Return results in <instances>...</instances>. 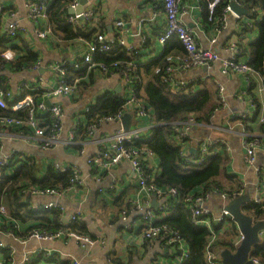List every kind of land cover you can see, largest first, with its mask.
I'll list each match as a JSON object with an SVG mask.
<instances>
[{"label": "crops", "instance_id": "1", "mask_svg": "<svg viewBox=\"0 0 264 264\" xmlns=\"http://www.w3.org/2000/svg\"><path fill=\"white\" fill-rule=\"evenodd\" d=\"M30 1L32 0H0V40L4 26L11 22L17 23L25 31L24 34L13 39L12 42L2 44L4 46H9L11 43L26 45L31 51L38 54L43 68L41 73L38 71L39 68L35 70L32 67L15 71L4 70L3 74L7 77L9 86L8 91H12L16 96L21 95L27 85L32 84L37 78L42 79V85H51L54 81L53 75L47 66L53 62L67 64L68 61L70 62L79 56L87 44V41L83 39L75 41L55 39L52 33L47 38L39 39L36 36L39 24L29 17L28 4ZM47 1L45 0L46 3ZM72 1L68 0V7L63 15L64 21L68 16L75 14L71 13L69 9H75L82 5L83 10L95 9L93 22L97 24V27L93 29H96V31L102 29L103 26L106 35H116L121 28L115 25V21L122 20L124 27L129 28L125 34L128 44L139 49L143 43L141 42V36L143 35L145 40L151 41V45L140 51L141 57L138 63L155 59L164 50V44H160L156 40V36L163 25L164 12L161 7L148 2V0H84L82 4L78 0L75 8L70 6ZM181 3L180 17L194 35L198 47L203 50L211 49L218 54L219 60L210 62L208 66L191 68L184 73L174 70L170 76L175 81L183 79L189 83L197 80L203 81L210 90H217L220 103L216 115L213 118L210 117L213 128L209 130L204 127H194L190 134L191 142L187 140L183 143L184 150L189 148V153L196 154V143L208 135L216 141L223 140L225 145L220 143L214 145V149L226 161L223 173L220 176L221 183L223 186H228L227 188L238 184L237 189L240 190L236 198L243 196L251 199L250 202H252L257 194L255 169L264 167V137L260 136L263 125L259 122V118L264 116L263 83H261L259 75L254 72L249 74L237 72L223 75L220 69V60L228 58L232 51L240 48L238 47L239 44L244 45L255 40L257 31L252 29L244 34L241 30V23L251 26V19L245 15L236 18L234 14H228L216 33L214 31L216 23L211 25L202 21V16H204L202 5L205 0H182ZM42 24V26L48 27L47 21L44 20ZM213 38L216 39L215 43L210 42ZM179 56H184V54ZM244 61L246 62L247 59L245 58ZM94 74L96 82L94 86H88L86 90L89 97L82 96V93L78 92V95L53 97L47 101L49 104L50 102L52 104L58 103L62 106L63 135L67 134L72 127L77 126L80 122L82 124L87 122V118L83 115V108L88 104V100L108 91L121 95L122 86L117 75L112 74L107 78H103L97 72H94ZM249 82H253L254 86L256 85V91L254 90V92L259 103L258 108L255 107L254 102L255 105L252 107L251 98L247 95ZM185 87L176 92H182ZM168 90L173 93L169 87ZM248 114L250 116L246 117ZM242 115L246 118L245 122H242ZM132 124L133 115H131L130 127H132ZM118 127L119 125L116 122H97L94 127L90 126L89 135L79 143L80 148H74L75 145L57 146L44 151L10 136L22 131L20 129L14 130L17 127H6L0 131V134L3 135L0 137V153L5 154L13 150H19L21 153L30 156L36 155L40 164L55 161L77 169L82 179L81 185L72 186L61 195L26 194L25 199L30 202L32 207L43 203L56 202L62 208V216L66 219L75 212L79 213L78 219L84 223L88 232L99 241L90 253L68 239L53 241L29 240L24 244L4 234L10 229H5V225L2 224L0 227V243L3 246H0V264L4 263L5 258L8 257L10 259L9 264L20 262L23 253L26 251L32 253V255L39 251H49L56 255L59 260L78 261L80 264H180L176 260L174 247L158 241H146L140 235V229L145 228L143 224L145 216L151 214L155 218H153V221H156L170 214L165 209L163 210L164 200L155 196V194L138 189L137 175L128 162H122L106 170L102 167H95L87 161L88 157L98 154L102 149L103 143L101 140L105 136L113 134ZM245 133L259 135L261 140L260 146L256 150L254 165H248L243 160L245 152L243 134ZM16 162L14 166L22 163L18 160ZM154 163L158 166L157 157H155ZM230 175L231 178L228 180ZM110 191H114V193L111 194ZM115 195H123L122 198L127 209V223L131 224L130 228L125 227L120 213L113 205ZM102 201L107 205L105 208H103ZM205 206L210 211L209 216L214 217L220 213L223 202L216 195H210L206 199ZM251 217L254 221L262 220L255 219L252 215ZM6 224L12 225L16 230L23 228L22 222L14 219ZM210 232V241L218 256H220V251L225 248L221 246L223 241L230 242L232 244L230 248L234 250L238 246H235V242L241 238L235 223L228 218H225L224 222L220 224L212 225ZM261 240L263 243L264 233L261 235ZM113 259L114 263L112 262ZM36 264L54 263L39 262Z\"/></svg>", "mask_w": 264, "mask_h": 264}, {"label": "trees", "instance_id": "2", "mask_svg": "<svg viewBox=\"0 0 264 264\" xmlns=\"http://www.w3.org/2000/svg\"><path fill=\"white\" fill-rule=\"evenodd\" d=\"M227 1L222 0L212 14L207 10V2L205 1L202 5V10L204 11L202 21L212 25L216 23V20L218 22L222 20L224 15L223 9ZM235 1L248 9L249 14L247 17L249 19L254 18V16L256 17L255 13L252 12L253 7L257 8L261 14V18L258 21H254L251 26L241 23V30L244 34L255 29L257 31V38L244 45L239 44L238 47L241 49L238 48L236 50V58L237 61L238 58L240 61H243L245 58L247 59L246 64L248 67L263 78L264 89V0ZM148 2L161 7V0H148ZM67 5L68 0H48L46 3L45 21H47L50 33L54 35L55 39L69 41L83 39L90 42L96 33L100 31L105 32L103 26L99 31L91 29L86 33L82 28L66 23L63 20V15L66 12ZM12 41L13 38L8 39L1 36L0 89L4 92L9 90L7 77L3 74L5 69L15 71L33 67L39 59L38 54L31 51L26 45L11 43L9 46H4L2 44ZM150 42L149 40H145L142 45L140 43L141 47L139 49H134L128 53L125 49H120L115 55H113L114 52L106 54L95 53L93 60L96 64L101 63L109 69L118 71L122 66H126L129 61L139 62L141 57L140 51L151 45ZM6 49H10L14 53V57L10 60L2 56V53ZM180 54H185V50L176 39H170L166 41L164 50L155 59L138 63L133 82L134 94L144 102L149 114L150 123L154 125L149 128L147 133L126 145H132L138 149H147L153 152L158 159L159 167V173L154 177L153 184L159 188L172 187L178 192L177 198L166 199L163 210L165 209L170 214L161 220L153 221L150 226L162 230L168 229L169 232L177 233L180 236L187 247L186 257L181 264H206L204 249L210 241L211 232L207 228L192 224L190 220L191 212L187 207L186 197L190 193L198 192L196 191L198 189L203 193L217 189L225 191L228 199L233 200L237 197L240 189H237L238 184L229 188L222 185L220 176L223 173L226 161L220 153L205 157L204 161L200 164H193L189 161V158H195L197 154L189 153V148L188 150L181 149V146L176 141L174 125L177 122L193 117L197 123H210L212 112L220 107L217 90H210L201 80L189 83L182 92H169L166 85L168 83L162 80L166 67L171 64L166 58L170 55L175 56ZM113 63L118 64L112 65ZM98 67L97 65L90 70L86 68L74 70L68 65L66 67V74L68 75L69 83H73L75 79H78V92H81L82 96L87 97V87L94 86L96 82L94 72L99 73ZM156 69H159V71L156 72ZM247 88V95L256 104H254L255 107L258 108L259 103L254 92V90L256 91V85L254 86L253 82H249ZM27 91L25 89V92ZM29 92L32 93L34 100L38 101L41 99L43 90ZM125 102L126 100L123 96L109 91L88 100V111L83 112L84 117L87 118V122L85 124L80 122V124L73 128L77 145L74 148H80L79 143L89 135L91 125L97 123L103 117L123 112ZM27 114V109L12 111L9 108H0V116H11L26 121ZM245 120L246 118H242V122H245ZM147 121L148 118H142L141 120L142 123ZM18 129L24 133L33 132L26 125L17 127L14 130ZM185 140L188 139H184V142ZM53 165V163L40 164L37 156L33 155L18 166L10 163L6 167H0V207L6 205L7 209L6 217L3 218L6 223L14 219L22 222L23 226V228L16 230L12 225L4 224V228L10 229L13 235L23 237H26L33 230L55 233L59 230L66 232L69 229L95 239L88 232L84 223L78 219L79 217L71 221L69 225L62 226V209H38L32 207L30 202H27L25 199V195H22V191L31 184L39 187L53 188L57 191H64L70 188V179L74 175L72 168L68 166L64 171L60 172ZM230 178L231 175L228 177V180ZM110 193L112 194L114 191H110ZM122 197L123 195H115L113 199V205L117 212L120 213V217L124 212H127L126 204ZM101 203L103 208L107 206L105 202L102 201ZM243 210L251 214L255 219L264 220V200L260 203L252 201L245 205ZM143 230V228L140 229V232ZM221 246L232 247V244L223 241ZM176 254H180V252L175 249ZM250 257L259 260L261 263L264 262V242L252 248ZM9 262V257L5 258L4 263L9 264ZM39 262L72 264L70 260H59L53 253L47 255L43 251L29 261L28 264ZM112 262L114 263V259Z\"/></svg>", "mask_w": 264, "mask_h": 264}, {"label": "built area", "instance_id": "3", "mask_svg": "<svg viewBox=\"0 0 264 264\" xmlns=\"http://www.w3.org/2000/svg\"><path fill=\"white\" fill-rule=\"evenodd\" d=\"M207 2V10L210 14L213 13L216 6L220 4L222 0H205ZM182 0H161V8L164 12L163 15V25L161 30L156 36V40L160 44H165L166 41L170 39H176L183 49L185 50L184 56H168L166 59L171 62L169 66L166 67L165 74L162 76L164 82H167L169 89L172 92H176L185 87L189 82L186 80L175 81L171 78V73L174 70L179 72H185L191 68H197L200 66H208L210 62L219 60L217 53L211 49L203 50L198 47L196 39L192 32L186 27L184 22L180 17V8ZM237 3L235 0H228L223 12V19L216 20L214 26V31L216 32L219 29L220 25L225 20L228 14H234L236 18H240L237 14L233 13L230 4ZM78 4V0H73L70 3L72 8ZM29 6V17L36 21L39 24V30L36 31V36L39 39L47 38L50 34L49 27L42 26V22L45 20V11H46V2L45 0H32L28 4ZM242 7V6H241ZM1 11V7H0ZM252 12L255 13L256 17L251 18V23L258 21L261 18V14L257 8L253 7ZM249 14V11H248ZM95 15V9L89 8L84 9L81 13H75L67 17L66 23L73 26L83 28L85 32L90 31L93 28L97 27V24L93 22V17ZM247 16V15H245ZM115 25L120 29V32L116 35L108 36L105 32L100 31L94 35L92 41L87 42L86 48L83 52L75 57L72 61L66 63L53 62L47 66L49 71L53 75V82L51 85L44 86L42 85V79L37 78L32 84L27 85L26 89L28 90L21 95H14L12 91H1L0 89V108L10 109L12 111H19L22 109H27V120L23 121L18 118L11 116H0V131L6 127H21L23 125L28 126L33 132L32 133H22L17 132V134H11L14 139L21 140L25 143L37 147L41 151L51 149L53 147L62 146H73L76 145L74 130L72 127L67 134H62V117L63 110L62 106L58 103L48 105L46 102L53 97L60 96H73L78 95L77 82L78 79H75L73 83H69L68 75L66 74V67L70 65L74 70H79L86 68L88 70L98 67V72L103 78L109 76L117 75L121 81L122 92L121 96L126 100L124 111L112 116H106L101 118L98 122H116L119 127L111 135L105 136L101 142L103 143L102 149L98 154L90 156L87 158L89 164L94 165L95 167H102L106 170L119 165L122 162H128L132 169L137 175V187L141 191L147 193L155 194V196L160 197L166 203L168 198H177L178 192L175 188H159L153 184V179L159 173V167L154 163L155 155L153 152L147 149H138L132 145H126L135 139L140 138L142 135L149 131V128L154 124H150L149 114L144 102L140 98L136 97L134 92V80L135 74L137 72L138 62L129 61L126 66H122L118 71L107 68L104 64H96L93 60L95 53H111L116 54L120 49H125L128 52L136 49L134 46L128 44L125 38L126 32L129 28H125L122 20L115 21ZM25 31L21 26L15 22H11L8 25H5L2 30V36L8 39H15L18 36L24 34ZM217 33V32H216ZM138 34V33H137ZM141 42H145V36H141ZM215 43L216 39L213 38L210 41ZM239 52V51H238ZM2 56L10 60L14 57V53L10 49H6ZM237 51H232V54L225 59L220 60L221 73L223 75H229L237 72L244 74H249L253 72L246 62L240 61L238 58L237 61ZM117 65L118 63H113L112 65ZM33 69H40L41 61L38 59L37 63L32 67ZM159 69H156L158 72ZM261 83L263 78L259 75ZM43 90L41 99L35 101L32 93L29 91ZM251 101L252 107L254 106L253 101ZM10 105V106H8ZM84 112L88 111V104L83 108ZM218 109H215L211 118H213ZM125 113L133 115V124L127 130L122 126V119ZM250 116V114L246 115ZM245 118L244 115L241 116ZM142 118H148V121L142 123ZM259 122L263 125L261 130V137H264V116L259 118ZM131 123V121H130ZM46 125V126H45ZM95 123L91 125L94 127ZM194 127H204L211 130L213 128L212 123L202 124L197 123L193 117H189L187 120L177 122L174 125V130L176 132V141L181 145V148L184 149V139H188L190 142V134ZM243 147L245 149L243 160L248 165H254L256 160V150L260 146L259 135H249L247 133L243 134ZM3 136L0 134V137ZM187 140H185L186 142ZM216 143L224 144L223 140L216 141L211 136H206L201 138V140L196 143V154L195 158H189V161L193 164H200L204 161L205 157H209L217 153V150L214 149ZM17 152V154H16ZM185 153V152H184ZM30 157L29 154L21 153L19 150H13L8 153H0V167H6L10 163L14 165L16 161L24 162ZM54 167L62 172L68 166L60 162H52ZM19 164V163H18ZM74 171L73 177L70 179L71 187L75 185H81L82 179L76 168H72ZM256 173V189L257 194L254 198V202L260 203L264 200V167H257L255 169ZM69 189V188H68ZM67 190V189H66ZM65 191V190H64ZM64 191H57L53 188L39 187L37 185H29L22 191V195H40V196H55L61 195ZM196 193H190L186 197L187 207L191 212L190 220L193 225L207 228L210 231L212 225L220 224L224 222V219L229 217L228 211L225 209L226 204L231 200L228 199V195L225 191H219L213 189L206 193L197 190ZM239 194V193H238ZM216 195L222 202L223 207H221L220 213L218 216H209L210 211L208 207L205 206L206 199L208 196ZM165 205V204H164ZM164 207V206H163ZM38 209H57L61 210L62 208L56 202L43 203L39 206H35ZM7 209L5 206L0 207V226L6 224L3 217H6ZM79 217V213L75 212L70 215L68 219L62 216L61 223L62 226H67L71 221ZM153 215L149 214L144 217L143 224L145 225L144 230L140 233L146 241H158L165 245L174 247L178 250L180 254H176V260L181 264V262L186 257L187 247L183 240L177 233L169 232L168 229H159L151 227L150 224L153 219ZM122 221L125 223L126 228H130L131 224L127 223V213L124 212L121 215ZM65 228V227H64ZM1 232V231H0ZM9 237L18 240L22 243H26L28 240H37V241H53L57 239L71 240L78 247L84 249L86 252L90 253L95 245L99 242L98 239H92L89 236L82 235L73 230H67L66 232L59 230L55 233H49L46 231L33 230L30 232L27 238L21 239L13 235L12 232L8 231L4 233ZM241 239V238H240ZM240 239L235 242L237 246L240 242ZM0 246H3L0 243ZM40 252L32 253L26 251L22 255V260L20 262H15L12 264H26ZM47 255L52 254L49 251H43ZM204 259L206 264H223L221 258L218 256L216 250L212 247L211 241H209L204 249ZM253 264H264V262H259L257 259L251 258ZM5 264V263H2ZM72 264H80L78 261H73ZM95 264V263H88Z\"/></svg>", "mask_w": 264, "mask_h": 264}, {"label": "water", "instance_id": "4", "mask_svg": "<svg viewBox=\"0 0 264 264\" xmlns=\"http://www.w3.org/2000/svg\"><path fill=\"white\" fill-rule=\"evenodd\" d=\"M79 3H84V0H80ZM230 8L232 12L238 16L248 15L247 8L241 7L234 2L230 4ZM82 10V5H79L75 9H69L71 13H81ZM42 70L43 68H40L38 71L41 73ZM47 104L49 105L48 102ZM130 121L131 114L125 113L122 119V126L125 130L129 128ZM250 201L251 199L242 196L233 199L225 206V209L229 213L228 219L235 223L241 235V239L234 250L230 247H225L220 251L219 257L223 264H253L250 253L255 245L262 243L261 235L264 233V220L254 221L248 213L244 212L243 208L250 203Z\"/></svg>", "mask_w": 264, "mask_h": 264}, {"label": "rangeland", "instance_id": "5", "mask_svg": "<svg viewBox=\"0 0 264 264\" xmlns=\"http://www.w3.org/2000/svg\"><path fill=\"white\" fill-rule=\"evenodd\" d=\"M83 100H84V98H83ZM28 235H29V234H28ZM28 235H27L26 237H23V236L17 235L16 237L21 238V239H24V238H27ZM28 241H29V240H28ZM28 241H26V243H27ZM31 260H32V259H31ZM31 260H30V261H31ZM26 264H28V262H27Z\"/></svg>", "mask_w": 264, "mask_h": 264}, {"label": "clouds", "instance_id": "6", "mask_svg": "<svg viewBox=\"0 0 264 264\" xmlns=\"http://www.w3.org/2000/svg\"><path fill=\"white\" fill-rule=\"evenodd\" d=\"M247 10H248V9H247ZM230 201H232V200H230ZM230 201H229V202H230Z\"/></svg>", "mask_w": 264, "mask_h": 264}]
</instances>
